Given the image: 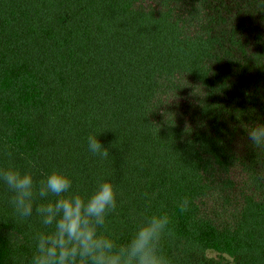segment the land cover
<instances>
[{
    "label": "trees",
    "instance_id": "1",
    "mask_svg": "<svg viewBox=\"0 0 264 264\" xmlns=\"http://www.w3.org/2000/svg\"><path fill=\"white\" fill-rule=\"evenodd\" d=\"M233 3L0 0V166L10 155L63 169L80 191L110 180L108 228L122 242L145 215L168 213L173 264H230L208 250L264 264V156L244 130L264 119V82L241 92L235 73L264 25H245ZM89 134L107 158L88 153ZM36 227L15 221L0 185V264H27Z\"/></svg>",
    "mask_w": 264,
    "mask_h": 264
},
{
    "label": "clouds",
    "instance_id": "2",
    "mask_svg": "<svg viewBox=\"0 0 264 264\" xmlns=\"http://www.w3.org/2000/svg\"><path fill=\"white\" fill-rule=\"evenodd\" d=\"M251 13H264V0H251ZM264 65V55L255 56ZM250 145L264 156V119L244 125ZM88 153L101 160L108 148L89 134ZM0 166V185L7 190V204L15 221L38 225L31 234L32 252L27 264H173L162 241L173 235V220L166 212L145 215L122 242L108 228L118 204V189L98 178L88 191L75 187L74 175L59 168L37 171L34 162L25 168L11 162ZM180 212L190 207L188 197L176 202ZM21 264L24 258L21 257Z\"/></svg>",
    "mask_w": 264,
    "mask_h": 264
},
{
    "label": "rangeland",
    "instance_id": "3",
    "mask_svg": "<svg viewBox=\"0 0 264 264\" xmlns=\"http://www.w3.org/2000/svg\"><path fill=\"white\" fill-rule=\"evenodd\" d=\"M235 11L238 19H240L245 25H249L251 29L264 25V18L261 20L260 16H264V13H251V1L234 0V3L229 7ZM264 36V35H263ZM264 42V41H263ZM264 55V44L260 49L256 50L243 64V66L236 70L237 78V90L246 92L249 90L252 94H256L259 91V86L264 82V65H257L255 56ZM248 94V93H246ZM205 258L212 261H218L220 263H232L233 259L211 250L205 252Z\"/></svg>",
    "mask_w": 264,
    "mask_h": 264
}]
</instances>
